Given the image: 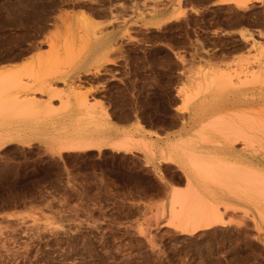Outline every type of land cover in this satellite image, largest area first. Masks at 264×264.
<instances>
[{
    "label": "rangeland",
    "instance_id": "374dc122",
    "mask_svg": "<svg viewBox=\"0 0 264 264\" xmlns=\"http://www.w3.org/2000/svg\"><path fill=\"white\" fill-rule=\"evenodd\" d=\"M209 1L0 0V65L23 61L0 72L11 78L0 112L47 106L36 122L50 130L44 142L0 150V264H264V190L251 189L264 174V0ZM26 94L47 100H20ZM200 103L205 125L192 119ZM103 114L111 125L137 117L155 138L141 128H100ZM215 118L241 126L245 140L233 143L257 175L236 189L245 195L238 201L234 187L220 200L221 222L187 233L170 210L173 189L189 191L185 173L156 145L173 147L175 157L194 146L197 158L212 143L227 146L232 140L219 134L207 140ZM126 133L153 144L151 164L142 149L58 150ZM216 185V196L227 194Z\"/></svg>",
    "mask_w": 264,
    "mask_h": 264
},
{
    "label": "bare ground",
    "instance_id": "6f19581e",
    "mask_svg": "<svg viewBox=\"0 0 264 264\" xmlns=\"http://www.w3.org/2000/svg\"><path fill=\"white\" fill-rule=\"evenodd\" d=\"M231 1L238 2L240 0H222L221 3H226V2H231ZM55 5L56 4L54 3V1H52V3H48L47 4V9L50 11L51 9L55 8ZM181 15H184L183 11H180V10L179 11H175V12H173L170 15V17H168V19H177ZM241 36L244 37L245 39L251 38V35H246L244 32H241ZM93 46H95V44ZM92 52H93V50H92ZM10 70H12V69H10ZM13 70H15V69H13ZM0 72H1V70H0ZM258 75H260L261 77H259ZM258 75H257L258 76L257 79H260V78H261L260 80L264 79L263 78L264 75L263 76L261 74H258ZM9 80H11V78L9 79L7 76L0 75V94L5 92L6 89H9V87L7 85L8 82H9V84L11 86V82ZM247 81H245V82L246 83H250V81L249 82H247ZM238 84H239L241 89H242V87H243V89H244V87H246L245 83H243V82H240ZM195 85H196V83H195ZM196 86H198V84ZM27 87H28V85H27ZM240 88H237V89H240ZM44 89H45V87H44ZM44 89H42V91ZM197 94L198 93L195 92V95H197ZM214 102H212V103L214 104ZM200 104L197 105L192 110L193 111L192 112L193 113L192 114V119L194 120V122L196 121V123L199 122V124L203 123L205 125L204 122L206 120V118H205L206 116L203 113L204 111H202L203 110L202 109L203 105L201 104L202 106H200ZM9 108L11 110L10 109H6L5 110L7 115H6V113L4 115L2 112H0V113H2L1 115L2 116L4 115V117H8L9 119L10 118H12V119L13 118H25L27 116H30L29 118H31L32 115H33L34 116V121L36 122V116L38 115V113L45 112L47 106L46 107L43 106L42 108L40 107L39 109H37V107H35V108L33 107L32 108V107H30V105L22 103L21 105H18V106H15V107L14 106H12V107L10 106ZM0 109H1V107H0ZM233 113H235V111ZM237 113L238 112H236V114ZM103 115H104V117H103V121L104 122L103 121H102L103 123L99 122V124L101 123L100 125L103 124L100 128H102V127L104 128V126H105V128H106V126L107 127L110 126V128L114 127L115 125H111L110 122L108 121V116L106 114H103ZM246 115H247V113H246ZM208 116H209V114H208ZM242 116H244V115L242 114ZM97 118L100 119L101 117H98V115H97ZM218 118L224 119L222 117H218ZM221 119H220V121H221ZM207 120H208V118H207ZM212 120H214V119H212ZM212 120H211V122L208 121L209 123L206 122V123L210 124V126H208L206 124L207 127H209V128L211 127L210 128L211 130L208 131L210 133V135H209L210 138L207 139V140H209L210 143H212V142H214L216 140L217 134H219L218 135L219 137L220 136L228 137L230 140H232V142H230L229 145H227V146L225 145V146H222V147H216V146H212L211 147V145L213 144L212 143V144H210L209 148L207 147L208 149L206 148V151H204V153L199 158H197V156H196V150H195L196 148L194 146L192 148L190 147L191 149H188V150H187V148L186 149H182V151L178 154V157H175V156H173V154H174L173 151H172L173 147L170 148L166 144H162V145L159 144L160 146L156 145V147L159 149V151H160V153L162 155H165L166 153H168L169 156L166 158L168 162H172L173 164L174 163L178 164L180 170L185 173V177H186V180L188 182L187 185L189 187L185 191H187V190H189V191L188 192H182L180 189H179L180 191H178L177 189H173V191L171 190L172 191V195H173V201L171 200L172 201V208L170 210L172 211L171 212L172 213V220L171 221L173 222V224L174 225L176 224V227L181 228L182 231H184V232L186 231L187 233L188 232H191V233L192 232H196V231H198L199 229H201L203 227L214 226L215 224L221 222V219H222V218H220L221 214L218 215L219 212L217 213V206H218L219 203L222 202L220 200H224V202H227V199H228L227 197L231 196V195H228L229 194V190L230 191L233 190L232 189L233 187H234V190H236L238 187H239V189H241V187H243V183L248 182V178H252V175L257 173V172H253L254 170H252V167H251L252 166V161H253L252 157L250 155L249 156L246 155V153H245L246 151L245 152L244 151L237 152V150L235 148V145H234V143H236L238 141L240 142V141H244L245 140V137H246V136H244L245 132H241L243 130L240 131L239 128H237V126H235V125H238L237 123H233L232 122L234 124L233 125L231 122H229L226 119H225L226 123L224 122L225 120L221 121V122L217 121V118H215V121H213V122H212ZM246 120H247V118H246ZM29 121L32 122L31 120H29ZM216 121L218 123H216ZM252 121L250 120V123ZM257 122L254 121L252 123L255 124ZM260 122L262 124V121H260ZM36 123H38V122H36ZM241 123H243V122H241ZM245 123H247V122H244V124ZM258 124L260 125L259 122H258ZM245 125H247V124H245ZM238 126H240V125H238ZM140 128L143 130L144 129L143 125H140ZM204 128H206V127H204ZM107 130H108V128H107ZM107 130L104 131V132H107ZM252 130H256L254 128V126H253ZM123 131H125V130H123ZM143 131H145V130H143ZM148 133H151V132L149 131ZM238 133H244V134L243 135H238ZM105 134H108V133H105ZM105 134H103V136H99V137H97L95 139H92V140L91 139L90 140L87 139L88 141L83 139L84 140L83 142L78 140L75 143L60 144V146L58 147V150L59 149L62 150V151H65V150H80V149L81 150H89V149L99 148V147H102V146L119 149V150L124 151V152H131L134 149H142L143 151L148 153L149 158L147 160V163L148 164L152 163L153 159L151 160V158H150L151 156L149 154L153 153V152H151V150L153 148V144L150 141H148V140H146L144 138L143 139L134 138L131 134H128V133H126V135H124L123 137H120L118 139L115 138L114 140H107ZM249 138H250V135H249ZM254 140H257V139H254ZM251 141H252V139H251ZM261 142H263V141H261ZM261 145H263V144H260V146ZM185 147H187V146H185ZM197 150H199V149H197ZM221 152H223V153H221ZM221 154H223L224 156L234 155V157H236L234 163H230V165H228L227 162L226 163L224 161L222 162L219 159ZM201 162H202V164H201ZM206 167H207V169H205L204 171H206V170H208V171H206V173L203 172V174L205 175V178H200L202 180L203 185L200 186L202 188H199V186H198L199 184L196 183L197 180H200V179H198V177H200V176H198V174H199V172L202 169L199 170V168H203L204 169ZM256 168L257 167H255V169ZM256 171H258V168H257ZM259 173L262 174V172H259ZM206 174L208 176H206ZM260 174H259V176L257 174H255V176L257 175L256 177H259L258 178V182H257V180L255 181L256 177L253 178L252 182H251V179L249 180L251 182V184H252L251 189L254 190L256 193H258L259 195L263 192L261 190V188L264 190V187H261V185L264 186V184H262V182L264 183V181H260V180H262V179H260V177L264 178V176L262 177V175H264V174H262V175H260ZM215 184H217L216 187L218 186V184H219V186L221 188L223 187L222 188L223 191H226L227 194L224 192V196H222V197L216 196L215 195L216 193L213 192L214 189L213 190L209 189L210 186H213ZM245 184H247V186H250L249 182L245 183ZM246 188L247 187H245L244 189H246ZM236 191L239 192L240 190H236ZM180 192H182V193H180ZM240 192L239 193L235 192L234 197L236 196L235 198H237V200H235V201H238L240 196H242V195L245 196L244 194H242V192L240 194ZM244 193L246 194V191H244ZM254 193L250 192V195H252V194L254 195ZM262 195H264V194H262ZM262 195H260V196H262ZM247 196H248V194H247ZM253 198H255V197H253ZM177 206H178L179 209H176ZM230 207H232V206H230ZM170 210H169V212H170Z\"/></svg>",
    "mask_w": 264,
    "mask_h": 264
},
{
    "label": "crops",
    "instance_id": "0c3cea01",
    "mask_svg": "<svg viewBox=\"0 0 264 264\" xmlns=\"http://www.w3.org/2000/svg\"><path fill=\"white\" fill-rule=\"evenodd\" d=\"M221 0H210L208 2V6L215 5L220 3ZM196 9H201L202 6L194 5ZM23 65V61L19 62H12L7 64L0 65V70L6 69H16ZM27 98L26 101H35L42 99L43 101L47 100V96H40L34 94H26L22 95L20 100H24ZM19 101V100H16ZM27 116L25 118H8V117H1L0 118V150L7 149L13 144H23L27 143L29 145H20V148H29L30 144H35L37 142H44L46 140V133L49 130V125L46 123H36L34 121V116L32 115V119ZM3 118V119H2ZM31 120L32 122H30ZM111 123L116 126L118 129H123L125 131H141L140 125H143L145 130L144 132H151L152 139L155 138L153 134L156 132L155 127H148L144 126L137 117H133L128 121H114L111 120ZM142 130V131H143ZM171 133V132H169ZM146 136L148 133H144ZM132 153H141L139 150H132Z\"/></svg>",
    "mask_w": 264,
    "mask_h": 264
}]
</instances>
